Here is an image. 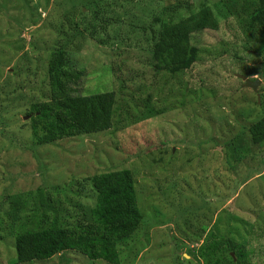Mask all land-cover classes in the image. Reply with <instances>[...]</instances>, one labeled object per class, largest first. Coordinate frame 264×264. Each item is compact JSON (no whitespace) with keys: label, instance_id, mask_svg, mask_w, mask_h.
Here are the masks:
<instances>
[{"label":"rangeland","instance_id":"obj_1","mask_svg":"<svg viewBox=\"0 0 264 264\" xmlns=\"http://www.w3.org/2000/svg\"><path fill=\"white\" fill-rule=\"evenodd\" d=\"M221 1L0 0V264L16 263V235L90 222V179L121 170L143 218L121 264H203L208 232L264 264V145L247 133L264 117V57ZM203 3L218 28L192 39L196 62L158 70L152 32ZM105 92L110 130L34 144V104ZM26 264L106 263L69 251Z\"/></svg>","mask_w":264,"mask_h":264},{"label":"trees","instance_id":"obj_2","mask_svg":"<svg viewBox=\"0 0 264 264\" xmlns=\"http://www.w3.org/2000/svg\"><path fill=\"white\" fill-rule=\"evenodd\" d=\"M226 17L233 18L242 35L258 45L264 57V0H222ZM175 13V11H173ZM163 23L153 33L151 53L159 62L156 68L169 74L189 70L199 49L192 45L194 36L217 30L218 21L207 4L178 21ZM112 92L81 97H65L31 107V131L36 146L50 145L62 139L106 132L111 129ZM252 145H264V117L247 129ZM96 194L90 222L73 227L52 223L44 230L14 237L15 264L47 261L73 251L90 261L121 264L117 245L131 238L142 222L131 172L121 170L93 176ZM203 264H248L244 247L208 232L197 249ZM231 254L233 256H231Z\"/></svg>","mask_w":264,"mask_h":264},{"label":"water","instance_id":"obj_3","mask_svg":"<svg viewBox=\"0 0 264 264\" xmlns=\"http://www.w3.org/2000/svg\"><path fill=\"white\" fill-rule=\"evenodd\" d=\"M239 78L244 81V84H243V87L245 88H249L251 89L253 92H255L257 90V87L259 85V81H255V82H250V81H247L245 80V78L243 76H239ZM231 256H233L231 254Z\"/></svg>","mask_w":264,"mask_h":264}]
</instances>
